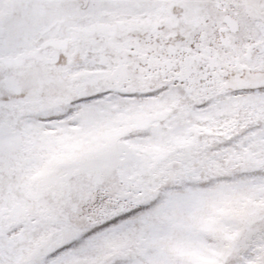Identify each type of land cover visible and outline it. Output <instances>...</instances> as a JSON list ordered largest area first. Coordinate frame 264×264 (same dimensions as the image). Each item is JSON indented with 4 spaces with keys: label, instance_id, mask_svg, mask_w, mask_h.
<instances>
[{
    "label": "snow or ice",
    "instance_id": "6c2138e0",
    "mask_svg": "<svg viewBox=\"0 0 264 264\" xmlns=\"http://www.w3.org/2000/svg\"><path fill=\"white\" fill-rule=\"evenodd\" d=\"M0 264H264V0H0Z\"/></svg>",
    "mask_w": 264,
    "mask_h": 264
}]
</instances>
